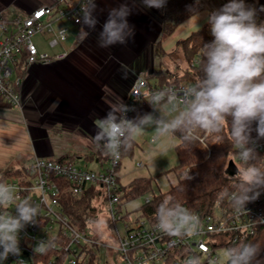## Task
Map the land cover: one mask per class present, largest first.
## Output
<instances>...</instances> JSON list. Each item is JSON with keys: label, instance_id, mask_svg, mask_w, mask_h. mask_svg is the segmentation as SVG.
Returning a JSON list of instances; mask_svg holds the SVG:
<instances>
[{"label": "built area", "instance_id": "1", "mask_svg": "<svg viewBox=\"0 0 264 264\" xmlns=\"http://www.w3.org/2000/svg\"><path fill=\"white\" fill-rule=\"evenodd\" d=\"M68 3V4H66ZM83 0H58L55 5L40 6L25 17H7L0 13V104L22 109V87L25 71L32 66H50L67 59L71 49H61L49 53L40 51L33 41L34 36L46 37V45L57 49L67 40L68 26H79L77 13ZM60 4L61 7H57ZM55 10L54 18L51 17ZM55 21L64 24L55 27ZM23 62V75H19ZM197 60L192 61L196 65ZM192 84H170L161 88L150 85L147 76L138 75L127 91L119 115L123 116V106L134 109L137 105L149 103L151 95L158 91L182 90ZM132 111L126 116L130 119ZM195 141L208 150L206 145L210 133L197 130ZM257 152L264 153V139H254ZM234 166L241 164L234 147ZM105 150L102 143L96 152ZM108 154V153H107ZM121 153L118 160L107 155L108 167L94 172L80 168L74 162L35 157L27 173L2 182L13 186L17 196L28 198L39 208L38 221L29 224L19 233V256H9L3 264H78L86 250L103 247L117 258L113 264H185L193 256L200 258V264H218L219 253L226 245H234L254 234L255 228L264 225V192L254 204H246L245 211H237L227 198L225 204L215 205L209 214H196L200 228L191 237H175L162 233L157 223L127 212L123 203L122 187L119 184ZM137 169L143 162L135 164ZM66 186V188H65ZM98 193L105 213L113 223L121 224L122 234L116 231L117 243L112 245L96 241L86 230L72 224L64 211L62 194L69 193L77 199L87 191ZM147 196L144 204L149 203ZM15 202L0 208V213H15ZM42 241L48 242L43 253L35 250Z\"/></svg>", "mask_w": 264, "mask_h": 264}, {"label": "clouds", "instance_id": "2", "mask_svg": "<svg viewBox=\"0 0 264 264\" xmlns=\"http://www.w3.org/2000/svg\"><path fill=\"white\" fill-rule=\"evenodd\" d=\"M145 8L163 9L167 0H142ZM96 0H83L77 13L76 22L81 25V41L94 31L100 23ZM264 11V6L260 8ZM133 7L127 0L108 12L101 25L97 43L101 48L117 44L126 45L134 39V25L129 23ZM257 9L245 0H229L208 16L213 40L203 46V75L193 85L178 94L169 89L151 95L149 104L154 112L159 106L160 116L152 112L128 119L132 111L123 106L125 115L109 111L101 120L94 136L108 155L118 160L121 149L131 147L135 138L153 128L155 138L174 136L177 132L182 139L191 142L197 138V130L220 133L226 120H231V136L237 157L244 165L238 169L236 190L222 192L237 211H245V205L259 198L264 189V166L256 161L259 157L252 139V125L255 123L257 139H264V23L257 24ZM16 204L15 213H0V264L9 256H19V233L29 224L38 221L39 208L28 198H19L13 186L0 182V208ZM156 227L162 233L191 237L200 228L199 217L173 199L162 201L156 210ZM48 242L42 241L35 250L43 253ZM261 248L245 243L225 249L226 264H264L257 259ZM185 264H200L198 256L190 257Z\"/></svg>", "mask_w": 264, "mask_h": 264}, {"label": "crops", "instance_id": "3", "mask_svg": "<svg viewBox=\"0 0 264 264\" xmlns=\"http://www.w3.org/2000/svg\"><path fill=\"white\" fill-rule=\"evenodd\" d=\"M57 1L0 0V13L7 17H25L30 11L40 6L55 5ZM123 2L125 0H96V15L100 23L96 31L83 41L79 38L81 25H67V40L57 49L47 47L46 37L39 36L44 43L43 47L36 43L40 51L53 53L72 48V52L64 61L46 67L32 66L25 71L21 93L26 107L23 113L17 109L26 121L28 141L25 148L29 153L30 166L35 157L52 160L73 157L74 163L78 160L92 161L104 167L106 162L97 160L98 145L94 136L102 118L109 111L119 113L136 77L146 76L147 68L152 67V44L160 35V16L152 8H145L142 0H127L133 7V14L128 19L134 25V39L126 45L99 47L97 38L101 25L108 12ZM54 15L55 10L51 17L54 18ZM63 24L55 21L56 28ZM71 37L70 45L68 41ZM6 108L12 107L0 104V110ZM15 131L7 128L5 132L0 130L5 136L11 137L17 134ZM2 136L0 134V138ZM165 138L156 139L153 134L149 144L160 140L158 144L161 145ZM121 178L119 175V184L123 187Z\"/></svg>", "mask_w": 264, "mask_h": 264}, {"label": "trees", "instance_id": "4", "mask_svg": "<svg viewBox=\"0 0 264 264\" xmlns=\"http://www.w3.org/2000/svg\"><path fill=\"white\" fill-rule=\"evenodd\" d=\"M245 3L252 5L257 9V24L264 23V11L260 8L264 6V0H245ZM203 6L200 0H167L165 8L157 10L152 8L160 16V35L152 44L153 58L160 53L165 55L162 48V41L165 37L172 36L175 31L186 20L201 12ZM213 40L210 31V25L207 23L203 28L192 32L186 39L176 43V49L170 55H174L177 49L182 52L183 58L186 62V69L183 75L178 76L175 80L166 79L159 70H153L148 80L150 85L161 88L164 85L170 84H195L202 77L203 56L202 49L207 43ZM197 60L196 65H192L191 61ZM21 69L19 75H23V62L20 63ZM150 78V79H149ZM152 105L144 103L137 105L130 119L137 117V115H144L150 113ZM255 123H253V131L251 133L252 139H257L255 132ZM178 139L175 146V154L177 158V165L169 171L174 172L177 177V182L166 192L159 194L152 193V180L156 177H139L133 179L129 183V191L125 197L130 200L144 197L149 194L151 200L147 204H143L135 211L140 214V217L146 218L150 223H157L156 210L159 204L171 197L174 203H179L183 207L189 209L193 213L209 214L213 211L215 205L225 204L227 197L221 198L222 192H231L236 190L238 179L236 176H228L226 170L228 169L229 161L235 158L234 143L231 136V120L228 118L220 133H211L207 138L206 145L209 148H203L200 143L193 140L186 142L182 139V134L177 132L174 135ZM135 142L132 141L131 147L121 149V157H130L133 155L135 149ZM257 152V151H256ZM259 157H264V153L257 152ZM98 155V154H97ZM106 150L99 151L98 161L107 160ZM58 162L70 161L74 162L73 157H61ZM258 166H264V161L257 160ZM240 168L244 165H238ZM7 177H1L2 182ZM66 188V186H65ZM260 191L264 192V189ZM98 198V193L89 190L79 198L74 199L66 191L62 194V202L64 211L68 215L70 221L78 229L86 230L89 224L95 218L96 209L93 202ZM128 200V199H127ZM257 200V199H256ZM256 200L247 204H254ZM264 208V203H263ZM111 226L110 222H108ZM115 230V226L111 227ZM245 243L256 244L261 248L258 260L264 262V225H259L255 228L254 234L234 245H226V249L230 247L239 246ZM78 264H99L97 258V248L86 250L82 259Z\"/></svg>", "mask_w": 264, "mask_h": 264}, {"label": "rangeland", "instance_id": "5", "mask_svg": "<svg viewBox=\"0 0 264 264\" xmlns=\"http://www.w3.org/2000/svg\"><path fill=\"white\" fill-rule=\"evenodd\" d=\"M227 2H229V0H200L201 5L203 6L202 11L186 20L180 27H178L172 36L165 37L163 39L162 48L164 52H169H165V55L160 53L158 56L153 58L152 67H148L145 74L147 78L150 77L154 69L159 70L166 79H171L172 81L178 76L181 77L187 65L182 52L179 51V49H177V52L174 55H170L173 51H175L176 43L186 39L192 32L203 28L208 23V16L210 13L213 10L219 9ZM41 40L42 39L39 36L33 37V41L40 47H43L44 43H42ZM71 41L72 37L69 39L68 43L70 44ZM159 65H161L162 68ZM25 107L26 106L23 105L22 109H19L20 112L23 113ZM156 107L159 109V106ZM20 112L17 108H6L0 110V125L2 126L0 130L5 132L7 128L14 131L16 130L15 132L18 134L11 137L5 136L4 133L0 132V134L5 136L0 138V178L7 177L6 179H11L19 177L23 173H27L31 167L29 165V153H27L25 148L26 141H28L25 129L26 121L22 118ZM150 112H152L155 116L160 115V112H154L153 108ZM151 129V127L148 128L143 135L135 138L134 141L137 145L135 146L133 155L130 157L126 156L121 159L122 165L118 173L122 176L121 185L123 186L122 191H125V195L129 191V183L135 178L156 176L154 180H152V193L150 194L166 192L177 182V177L174 172H167L163 175L160 174L169 171L177 165L174 148L178 143V139L167 137L161 145L158 144L160 140L155 144H149V138L153 136V134L155 135L154 131L152 132ZM144 142H147V145ZM207 153H209V148ZM96 154L99 155V152H96ZM137 162H143L146 164V167L137 169L135 167ZM28 165L30 167H28ZM75 165L94 172L102 171L103 168L106 169L108 167L107 163H105L104 167L101 168L92 161L85 162L84 160L75 161ZM238 169H240L238 165L235 170L227 169L226 174L230 177L236 176ZM125 195L122 197L123 203L125 199L124 210L130 213L133 212L139 216V213L135 210L144 204V200L147 196H149V194L130 201L129 198L125 197ZM93 206L96 209V213L95 218L87 228L88 233L96 241L102 244L114 246V244L117 243L116 231L119 235L122 234L121 224H115L109 220L108 215L105 213L104 207L99 199H96L93 202ZM108 222H110L111 226ZM113 225L116 227V231L111 228ZM224 251L225 250L219 253L218 264H226ZM97 258L99 264H113L117 259L112 251L103 247H97Z\"/></svg>", "mask_w": 264, "mask_h": 264}, {"label": "water", "instance_id": "6", "mask_svg": "<svg viewBox=\"0 0 264 264\" xmlns=\"http://www.w3.org/2000/svg\"><path fill=\"white\" fill-rule=\"evenodd\" d=\"M228 169H231V170H235L236 169V167L234 166L232 161H229Z\"/></svg>", "mask_w": 264, "mask_h": 264}]
</instances>
